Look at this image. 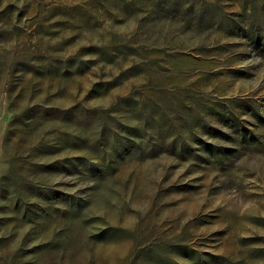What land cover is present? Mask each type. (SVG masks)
Here are the masks:
<instances>
[{
	"label": "rangeland",
	"instance_id": "374dc122",
	"mask_svg": "<svg viewBox=\"0 0 264 264\" xmlns=\"http://www.w3.org/2000/svg\"><path fill=\"white\" fill-rule=\"evenodd\" d=\"M0 264H264V0H0Z\"/></svg>",
	"mask_w": 264,
	"mask_h": 264
}]
</instances>
